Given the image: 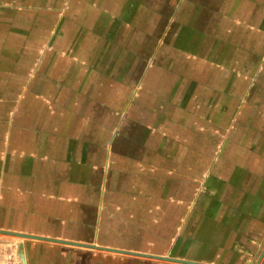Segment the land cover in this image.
I'll return each instance as SVG.
<instances>
[{"label":"crops","instance_id":"obj_1","mask_svg":"<svg viewBox=\"0 0 264 264\" xmlns=\"http://www.w3.org/2000/svg\"><path fill=\"white\" fill-rule=\"evenodd\" d=\"M144 2L0 0L24 264H264V0H181L153 32Z\"/></svg>","mask_w":264,"mask_h":264},{"label":"rangeland","instance_id":"obj_2","mask_svg":"<svg viewBox=\"0 0 264 264\" xmlns=\"http://www.w3.org/2000/svg\"><path fill=\"white\" fill-rule=\"evenodd\" d=\"M152 1L153 0H145V2H144V15H146V12H148V10L155 8L157 15H159V16L161 15L162 18H161V23H159V24L158 23L145 24L146 29L149 28L151 32H153L154 29H156V27L162 28L163 27V25H162L163 19L165 18L167 20V18L170 15H171V17L174 16V11H179L178 10L179 4L181 3V0H176L175 5L173 2L171 3V5H169V1L165 3L164 0H162L160 8L157 9L156 7H154V3ZM150 15H152V14H150ZM146 19H147V17H146ZM24 239L25 238L0 233V264H24L22 262L18 246L16 244H14V240L25 241ZM17 243H19V242H17Z\"/></svg>","mask_w":264,"mask_h":264},{"label":"water","instance_id":"obj_3","mask_svg":"<svg viewBox=\"0 0 264 264\" xmlns=\"http://www.w3.org/2000/svg\"><path fill=\"white\" fill-rule=\"evenodd\" d=\"M0 233L13 235V236L21 237V238H27V239H37V240L43 239L42 237L35 236V235H30V234H26V233L9 232V231H2V230H0ZM48 240L58 241V242L67 243V244H73V245H79V246H83L84 245V244H80V243H73V242H69V241H61V240H56V239H48ZM107 250H109V251H119V250H115V249H107ZM156 258L164 259V260H172V261H177V262H185V263H189V264H202V263L182 261V260L166 258V257H156Z\"/></svg>","mask_w":264,"mask_h":264}]
</instances>
